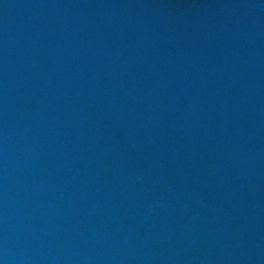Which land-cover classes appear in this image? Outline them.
<instances>
[{
  "label": "water",
  "instance_id": "95a60500",
  "mask_svg": "<svg viewBox=\"0 0 264 264\" xmlns=\"http://www.w3.org/2000/svg\"><path fill=\"white\" fill-rule=\"evenodd\" d=\"M0 264H264V0H0Z\"/></svg>",
  "mask_w": 264,
  "mask_h": 264
}]
</instances>
